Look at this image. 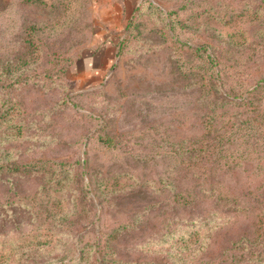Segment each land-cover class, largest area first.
<instances>
[{
    "label": "rangeland",
    "instance_id": "obj_1",
    "mask_svg": "<svg viewBox=\"0 0 264 264\" xmlns=\"http://www.w3.org/2000/svg\"><path fill=\"white\" fill-rule=\"evenodd\" d=\"M263 79L264 0H0V264H264Z\"/></svg>",
    "mask_w": 264,
    "mask_h": 264
},
{
    "label": "trees",
    "instance_id": "obj_2",
    "mask_svg": "<svg viewBox=\"0 0 264 264\" xmlns=\"http://www.w3.org/2000/svg\"><path fill=\"white\" fill-rule=\"evenodd\" d=\"M234 17L235 18H241V14L239 12H237V13H235ZM30 28H34V26L29 27V29ZM34 33H36V31ZM32 39H34V37H31V38L28 37V38H26L27 45L30 46V45L33 44L34 40H32ZM188 47H189V49L192 50L191 51L192 53H194V54L197 53L200 57H202L204 62L203 63L200 62L198 67L192 65L188 69V71L183 72V73L186 76L187 75H189V76H195L197 78H200L201 77L200 79H202V84H203L202 86H203V88L208 87V86L215 88L216 87V84L215 83H213L211 81V83L209 84L208 76L210 74L212 76V78L215 79V75H217V76L219 75V72H220L219 69H217L218 73H216V74H215V71L213 70V62L218 63L216 54L214 52H207V48L205 47V45H199V46H196L194 48H191L190 46H188ZM209 63L212 64V66H210ZM185 68H188V67L185 66ZM209 71H210V73H209ZM263 81H264V79H263ZM221 84H222L221 87H223L222 90H220V88H219L220 85H218L217 88L219 89V91H222L221 93H222V95L224 97H230V96H234V95L235 96L239 95L238 93H236V94L234 93L235 90L232 89V87H229V89L226 88V87H224V83L222 81H221ZM258 87H260V86H256L255 89H253V90H256ZM242 92H247V88L245 86L242 89ZM216 106L217 105H214V107H213V109L211 111V114L208 115L209 122H211L209 124V128H211V131L209 130L208 133L213 132L217 128H219V127H217V128L214 127V124L212 122L213 121H216V119L218 117H222L223 116V111H214V109H215ZM215 132H217V131H215ZM212 145H215V144L213 142L211 143V145H210L211 147H209L210 149L208 151L209 152V155H212L214 153L212 147H216V146H212ZM192 151H193V155L195 157H198L199 156V153L203 151V146L202 145H197L195 148H192ZM207 155H208V153H207ZM203 159H205V156L203 157ZM210 160H211V162L213 161L211 156H210ZM186 164H189V163H186ZM58 165H59V163L54 162V161H51V160L50 161L38 160V161H35V162L31 163V164L28 163L27 165H25V168L30 169L31 171L48 172V171L55 170V168ZM12 167L19 168L18 165H0V169H2V170L5 169V168L10 169ZM175 197L177 199L179 197V195L176 193L175 194ZM229 207L230 208H233V207H231V205H229Z\"/></svg>",
    "mask_w": 264,
    "mask_h": 264
}]
</instances>
